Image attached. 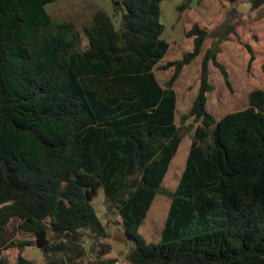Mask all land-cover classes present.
<instances>
[{
	"label": "trees",
	"instance_id": "trees-1",
	"mask_svg": "<svg viewBox=\"0 0 264 264\" xmlns=\"http://www.w3.org/2000/svg\"><path fill=\"white\" fill-rule=\"evenodd\" d=\"M55 1L0 0V264H11L3 254L11 245L20 249L17 264H35L23 254L30 240H8L14 216L45 264H75L85 239L95 243L89 252L99 264H114L101 259L110 243L97 248L109 237L92 203L100 189L121 216L130 264H264V88L220 119L207 109L210 62L232 90L218 52L234 27L194 23L186 31L192 49L158 66L173 68L162 84L154 69L170 45L163 0H122L118 25L96 11L83 27L85 47L75 22L48 12ZM250 2L255 9L264 0ZM209 36L217 40L181 116L200 124L172 191L163 180L183 138L174 83ZM159 193L171 202L159 240L148 242L139 230Z\"/></svg>",
	"mask_w": 264,
	"mask_h": 264
},
{
	"label": "rangeland",
	"instance_id": "rangeland-1",
	"mask_svg": "<svg viewBox=\"0 0 264 264\" xmlns=\"http://www.w3.org/2000/svg\"><path fill=\"white\" fill-rule=\"evenodd\" d=\"M114 1L57 0L48 4L47 10L55 20L75 22L83 34L82 44L85 47L87 37L83 33V27L93 21L96 11L101 9L107 11L114 17L116 25L119 24L123 12L122 0H118L117 5ZM160 20L165 27L163 37L170 44L165 56L154 69L160 83L164 84L170 78L173 68L161 69L158 66L169 60L181 58L184 50L192 49L193 39L186 37V31L194 23L200 24L209 31L226 23L233 26L235 32L230 33L228 39L220 43L218 59L227 67L232 90L225 84L220 70L210 62V81L214 88L208 93L207 109L220 119L228 112L247 107L251 90L264 88V2L258 8L252 9L250 0H163ZM216 40L211 36L205 40L200 55L183 67L174 83L177 92L175 122L183 138L163 180V186L172 191L179 183L195 128L200 124L199 121H194L193 117L182 123L181 116L190 110L198 92L202 56ZM247 45L252 47L254 53L250 68H248L250 53ZM170 202L171 198L167 194L159 193L155 197L139 230L148 242L159 240ZM92 203L109 231V237L96 240L98 249L104 248L102 243L111 244V252L101 259L107 262L112 258L115 260L114 264H130L126 259L130 243L122 228L121 216L116 210L111 212L107 209L103 189L99 190ZM18 222L19 217H11L6 229L8 240L12 242L30 240L32 244L25 245L23 254L34 259L35 264H45L41 249L33 243L31 235L19 229ZM84 244L87 249L85 255L75 264H99L98 259L89 252V248L95 247V243L91 239H85ZM19 252L20 249L16 245L3 250V254L11 264H17Z\"/></svg>",
	"mask_w": 264,
	"mask_h": 264
},
{
	"label": "water",
	"instance_id": "water-1",
	"mask_svg": "<svg viewBox=\"0 0 264 264\" xmlns=\"http://www.w3.org/2000/svg\"><path fill=\"white\" fill-rule=\"evenodd\" d=\"M118 3H119V1H118V0H116V1H115V4H118Z\"/></svg>",
	"mask_w": 264,
	"mask_h": 264
},
{
	"label": "crops",
	"instance_id": "crops-1",
	"mask_svg": "<svg viewBox=\"0 0 264 264\" xmlns=\"http://www.w3.org/2000/svg\"><path fill=\"white\" fill-rule=\"evenodd\" d=\"M164 33V32H163ZM190 149V148H189ZM188 155V154H187ZM173 159V158H172ZM172 161V160H171ZM170 166H171V162H170ZM170 166H169V168H170Z\"/></svg>",
	"mask_w": 264,
	"mask_h": 264
}]
</instances>
